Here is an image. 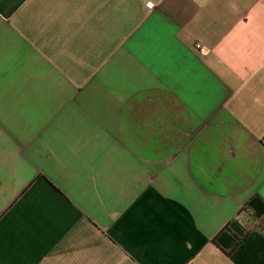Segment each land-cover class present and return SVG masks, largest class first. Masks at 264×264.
Returning a JSON list of instances; mask_svg holds the SVG:
<instances>
[{
    "label": "crops",
    "instance_id": "obj_1",
    "mask_svg": "<svg viewBox=\"0 0 264 264\" xmlns=\"http://www.w3.org/2000/svg\"><path fill=\"white\" fill-rule=\"evenodd\" d=\"M0 264H264V0H0Z\"/></svg>",
    "mask_w": 264,
    "mask_h": 264
},
{
    "label": "snow or ice",
    "instance_id": "obj_2",
    "mask_svg": "<svg viewBox=\"0 0 264 264\" xmlns=\"http://www.w3.org/2000/svg\"><path fill=\"white\" fill-rule=\"evenodd\" d=\"M151 6V5H150Z\"/></svg>",
    "mask_w": 264,
    "mask_h": 264
}]
</instances>
